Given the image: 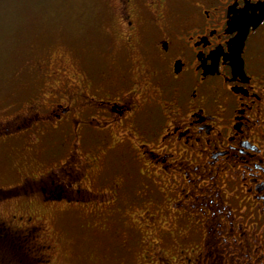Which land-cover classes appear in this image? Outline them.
Instances as JSON below:
<instances>
[{
    "label": "flooded vegetation",
    "instance_id": "obj_1",
    "mask_svg": "<svg viewBox=\"0 0 264 264\" xmlns=\"http://www.w3.org/2000/svg\"><path fill=\"white\" fill-rule=\"evenodd\" d=\"M109 7L100 67L0 120L2 161L26 154L13 188L118 221L133 264H264V0Z\"/></svg>",
    "mask_w": 264,
    "mask_h": 264
},
{
    "label": "rangeland",
    "instance_id": "obj_2",
    "mask_svg": "<svg viewBox=\"0 0 264 264\" xmlns=\"http://www.w3.org/2000/svg\"><path fill=\"white\" fill-rule=\"evenodd\" d=\"M117 36L109 0H0V120L23 108L38 87L61 89L77 60L97 70ZM45 70L52 76L36 84ZM25 155L10 152L12 164L0 157V189L20 185L24 168L16 163ZM63 205L37 191L13 194L0 199V220L33 244H50L47 264H133L132 246L113 228L118 221L103 219L107 228H100L102 219Z\"/></svg>",
    "mask_w": 264,
    "mask_h": 264
},
{
    "label": "trees",
    "instance_id": "obj_3",
    "mask_svg": "<svg viewBox=\"0 0 264 264\" xmlns=\"http://www.w3.org/2000/svg\"><path fill=\"white\" fill-rule=\"evenodd\" d=\"M22 193L16 188L0 189V199ZM27 238L0 220V264H47L50 258L43 254L46 247L33 244L29 242L32 238Z\"/></svg>",
    "mask_w": 264,
    "mask_h": 264
},
{
    "label": "water",
    "instance_id": "obj_4",
    "mask_svg": "<svg viewBox=\"0 0 264 264\" xmlns=\"http://www.w3.org/2000/svg\"><path fill=\"white\" fill-rule=\"evenodd\" d=\"M261 20H262V16L261 15L253 16V18H251V19L248 18V20H243V19L241 20V23L237 26V30L239 32H238L237 38L235 40L236 46L238 47L237 56L240 57L239 51L242 49L244 41H245V39H246V37H247V35L249 33L250 27L251 26L257 27L260 24Z\"/></svg>",
    "mask_w": 264,
    "mask_h": 264
}]
</instances>
